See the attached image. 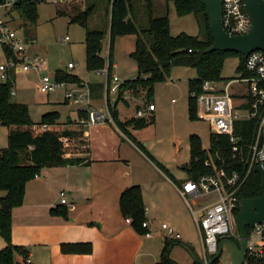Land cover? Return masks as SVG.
I'll list each match as a JSON object with an SVG mask.
<instances>
[{
  "label": "trees",
  "instance_id": "obj_1",
  "mask_svg": "<svg viewBox=\"0 0 264 264\" xmlns=\"http://www.w3.org/2000/svg\"><path fill=\"white\" fill-rule=\"evenodd\" d=\"M47 0H15L9 13L4 14L5 18L12 16L14 12L22 21V26L35 27L38 21L37 7ZM172 3L177 16L184 17L190 14L200 19L201 25L206 33L205 39L198 36H188L180 33L174 37L169 34L168 4ZM154 0H83V7L72 6L70 12L59 8L57 14H64L70 17L71 24H77L85 32V65L89 72L107 69V84H110V72L113 67L114 41L117 37L125 35L135 36V49L129 57L135 61L136 76L134 79L126 80L118 88L117 102L111 105L107 99V109L112 117L115 127L128 138L138 150L146 155L156 167L167 175L178 187L180 182L174 180L167 170L153 159L146 149L138 143L131 134V130H141L148 124L154 123L153 117L140 119L131 118L122 122L118 118L116 105L123 97V93L130 92L133 95L145 94L149 102L153 97L154 86L164 82L175 67L193 69L195 77L187 82V105L189 121L197 120L196 100L192 94L200 93L201 86L205 81H223L221 71L225 58L234 56L239 59V65L244 61L242 55L229 52H210L206 50L213 44L208 27V15L201 0H164L166 13L162 16H154ZM144 13L147 16L146 26H138V17ZM99 16L100 26L96 29L89 28V21L93 16ZM102 25V26H101ZM14 30V29H13ZM109 32V51L107 60H104L100 53L102 41ZM29 38L26 39V41ZM4 57L9 59L15 57L14 52L2 47ZM13 71L9 79L0 81V125L7 127V145L0 150V237L5 246L0 249V264H18L15 256L19 255L24 264H27L28 251L23 246H16L11 243L12 211L20 207L25 198L27 184L38 176L41 170L46 167L77 166L84 162L82 157H67L66 150L60 142L62 137L70 139H84L85 129L78 131L64 129L62 132L56 130H45L41 133H34L33 126L45 124L56 125L60 119L57 112H48L41 117L38 124L34 123L28 113L27 106L12 100ZM58 81L68 83H79L78 77L66 74L63 71L55 72ZM93 100L103 99L104 85L94 83L89 85ZM86 116V113L78 111L77 116ZM77 119V118H76ZM67 120L68 124H76L77 120ZM251 128L247 122L236 123L234 133L239 137L240 144L248 143ZM209 147L206 151L197 135L188 138L189 161L182 166L187 175V180H197L203 176L214 174V170L223 169L226 174L232 172L243 174L245 163L239 157H231V143L227 136L209 134ZM87 145V144H86ZM246 151H244L245 154ZM19 154H23L24 162H20ZM212 158L210 167L205 162ZM237 197L258 198L261 195L260 175L251 171L243 185L238 189ZM118 209L123 219H128L133 230L144 235L147 228L142 227L146 222V209L143 204V196L139 186L132 185L123 190L119 196ZM67 208L52 209L53 215L67 218ZM238 210L235 212L237 214ZM182 243L178 239L163 238V247L160 253V261L156 264H177L170 257L172 249ZM90 243H65L61 245L62 254H90ZM218 260L212 264H217ZM249 264H264V259H249ZM193 264H198L194 262Z\"/></svg>",
  "mask_w": 264,
  "mask_h": 264
},
{
  "label": "crops",
  "instance_id": "obj_2",
  "mask_svg": "<svg viewBox=\"0 0 264 264\" xmlns=\"http://www.w3.org/2000/svg\"><path fill=\"white\" fill-rule=\"evenodd\" d=\"M8 21L10 25L11 21ZM31 40L33 43L27 47L29 54L40 56L37 52L38 48L35 47L36 38ZM115 65L113 63V67ZM175 68L183 69L184 67ZM193 72V76L191 73L186 77V86L187 82L195 77V71ZM16 73H19L18 69L13 72V74ZM95 73L100 74V72ZM47 74L55 75V73ZM123 94L117 105L122 102L126 109L129 108V103L125 102L126 99L138 102V98L142 96V94L133 95L130 92ZM102 95L103 99L93 101V108L107 112V99L111 105L116 104L118 95L110 94L107 99L104 91ZM111 96L115 97L113 102L110 99ZM161 98L156 96L149 102L143 98L135 106V112L127 117L122 115L116 105L118 118L125 122L134 118L137 110H144L145 117H153L155 121L168 111L162 103L155 104V101L159 102ZM184 101L186 108L187 99L184 98ZM176 103L177 101L171 99L172 112L177 110L178 106L174 108ZM63 104L70 105L64 97ZM148 104L154 106V111L146 109ZM73 112L74 117L67 116L66 120L77 118L76 109ZM135 131L131 130V134L141 144L142 138L137 136ZM84 139L87 144L84 147L86 150L76 156L82 157L84 162L77 166L43 169L27 184L23 204L12 211L11 243L23 246L28 251L27 264H156L160 261L165 237V232L161 229L162 223L172 227L179 236L178 240L182 241L170 253L173 261L177 264L198 263L197 259L202 261L201 253H195L188 239V229L183 222L184 216L187 217L190 225L194 223L200 238L195 211L201 207L195 203L198 209L193 210L178 191L186 181L182 183L179 181L180 186L177 187L128 138L123 136L113 122L89 126L85 129ZM173 140L176 141L177 138L174 136ZM150 156L155 159L152 155ZM133 162H137L139 168H133ZM167 172L169 173L168 170ZM155 173L160 175V182ZM171 176L178 182L173 175ZM132 185L139 186L142 192L148 225L146 232L150 233L148 237H145V234L136 233L131 225L125 222L118 209L121 192ZM148 187L151 189L147 190ZM60 192L66 194L67 202L72 208L60 205ZM3 195L4 192H0V197ZM174 201L179 205L174 206ZM58 207L69 210L67 218L63 219L51 213L52 209ZM159 217L163 219L160 227L157 224ZM81 242L91 244L90 254L61 253L62 244ZM4 246L5 242L0 237V249ZM180 246L187 249L188 256L182 255L181 250H179L181 253L178 251ZM179 253L182 255L181 261L174 258V254ZM15 262L24 264L19 255L15 256Z\"/></svg>",
  "mask_w": 264,
  "mask_h": 264
},
{
  "label": "built area",
  "instance_id": "obj_3",
  "mask_svg": "<svg viewBox=\"0 0 264 264\" xmlns=\"http://www.w3.org/2000/svg\"><path fill=\"white\" fill-rule=\"evenodd\" d=\"M264 1V0H263ZM15 0H0V47H6L14 52L15 57L5 58V63L0 65V81L9 79L11 71L16 69L22 73L35 71L39 83L37 90L40 94H47L56 90H62L64 100L76 107V112L86 113V116H77L76 126L88 128L94 124L112 122L111 114L93 108V98L89 85L81 83L73 85L65 81L56 80L55 76L45 73L46 58L38 55H31L28 46L33 41L18 38L15 30L9 25L7 14L12 9ZM222 10V26L229 35H239L247 33L250 29L248 16L243 7L242 0H220ZM66 36L64 41H68ZM244 61L239 65V78L224 80L219 87L214 81H205L201 86L200 93L192 94L196 100L197 119L206 122L210 126V133L214 135L227 136L232 147L233 158L239 157L245 163L243 174L232 172L228 175L223 169H215L214 174L203 176L197 180H188L178 189L186 204H195L197 199L211 197L209 203L195 211V221L200 231L202 242L201 256L202 263L207 264L217 253L218 245L223 240H232L239 245V238L236 223L234 222L235 212L239 210L237 197L238 189L243 185L246 178L256 166L264 163V50H256L244 57ZM68 69L73 65L69 63ZM105 78L107 71L103 70ZM110 84L107 78L104 85V95L106 99L110 94L118 95V88L122 83L119 79L111 77ZM233 83H245L247 91L239 94H232L229 88ZM14 95L12 90L11 96ZM148 111H154V106L148 104ZM145 117L144 110H137L135 119ZM247 122L251 128L249 142L240 144L239 137L235 135L236 123ZM34 133H41L45 130H54L51 125L45 124L32 127ZM74 139L62 137L61 144L66 150L65 156L73 157L69 151L71 142ZM208 150V149H207ZM206 150V151H207ZM244 151L245 154H244ZM205 165H212V158L205 162ZM60 205L68 208L72 206L67 202L66 194L59 193ZM213 198V199H212ZM200 214V219H196V214ZM130 220L125 219L126 223ZM143 228H147L146 222L142 223ZM161 229L165 232V237L178 239L174 229L168 224L162 223ZM150 233L146 232L145 237ZM245 259L242 264H249V259H264V221L247 227ZM225 246V245H224ZM223 246V247H224ZM223 249V248H222ZM222 253V251H221ZM220 253V255H221ZM219 255V256H220ZM221 257V256H220ZM218 259L217 264L223 263Z\"/></svg>",
  "mask_w": 264,
  "mask_h": 264
},
{
  "label": "rangeland",
  "instance_id": "obj_4",
  "mask_svg": "<svg viewBox=\"0 0 264 264\" xmlns=\"http://www.w3.org/2000/svg\"><path fill=\"white\" fill-rule=\"evenodd\" d=\"M75 5L82 8L83 0H47L42 2V4H39L37 7L38 21L35 27L29 25L23 27L22 21L18 19V16L14 12H12V16L7 17V20L11 21L10 26L15 30L18 38L24 37L25 40L27 38H29L28 40L36 38L37 42L35 47L38 48L37 52L40 56H45L47 61L46 73L63 71L66 74L78 77L87 85H93L94 83L104 85L106 78L104 73H102L103 70L96 71L100 72V74L95 73V71L89 72L86 70L85 46L83 44L85 37L84 30L77 24H71L68 15L57 14L59 8L70 12L72 6ZM153 12L155 17L162 16L166 13L164 0H154ZM167 12L169 17L170 36L174 37L180 33H185L188 36H198L200 40L206 38V33L201 25L200 19H197L194 15L190 14L184 17L177 16L172 3L168 4ZM146 23L147 16L141 12L138 17V26H146ZM99 26V16L97 14L89 21V28L96 29ZM66 36L69 38L68 41H64ZM134 44V35L117 37L113 44L112 62L116 65L112 68L110 77L118 78L119 83L133 79L136 74L135 61L129 57V54L135 49ZM102 46L100 56L104 60H107L109 35H106L103 39ZM225 59L221 71L222 79L229 81L239 78L240 74L237 72L239 71V59L234 56H229ZM5 61L2 48L0 47V65L5 63ZM69 63L73 65V69H67ZM180 69H171L168 78L164 82H159L154 86L152 98L156 96L162 97L159 102L155 101V104L158 105L162 103L168 111L158 119L156 118L153 124H148L144 129L136 130L135 132H137V136L142 138L141 144L146 151L157 159L160 164L165 166L169 173L182 183L187 180V175L182 169V166L189 161L188 137L197 135L202 142L203 149L207 150L209 147L208 138L210 126L206 122L198 119L189 121L184 101V98L187 99L188 97L186 77H188V74L191 75V73L193 76L194 72L192 69ZM104 70L107 71V69ZM11 77L12 81H14L13 91L15 93L12 95V100L27 106L28 113L34 123L38 124L45 113L56 111L60 113L61 117L56 125H51L52 129L57 132H62L64 129L71 131L79 130V126L68 124L67 120L72 121V118H68L67 120L65 118L67 116L74 117L75 114L73 111L76 107L63 104L64 96L62 90H56L44 95L40 94L37 90V85L39 83L38 76L33 70L28 73L19 72L13 74ZM224 80L215 83L216 86L219 87L220 83L224 82ZM72 84L79 85V83ZM246 91L247 86L245 83H233L229 88V92L232 94L244 93ZM141 94L142 96L140 99L138 98V102L142 101L143 98L145 99V95L143 93ZM110 99L113 102L115 97L111 96ZM171 99L177 101L174 108L178 106L176 108L177 110L173 112L171 110V107L173 108ZM125 102L129 103V108L126 109V106L122 102H119L117 107L122 115L127 117L135 112V106L138 105V102L130 99H126ZM7 132L8 128L0 125V150L5 149L7 145ZM174 136L177 138L176 141L173 140ZM85 146V139H74L71 142L69 151L73 154V157H76L86 150L84 148ZM19 160L20 162H24L23 154H19ZM132 167L139 168V165L137 162H133ZM155 175L158 182H160V175L156 173ZM148 189L150 190L151 188L148 187L147 190ZM210 198L211 197L199 198L196 200V204L205 207L209 203L208 200ZM196 204L193 205L190 203L189 207L196 210L198 209ZM178 205L179 203L177 204V202L174 201V206ZM196 219H200L199 213L196 214ZM162 220L159 217L157 221L159 227ZM183 222L185 226H187L188 239L191 241L195 253H201L202 242L196 230V225H194V223L190 225L187 217L184 216ZM179 248L178 251L181 250L182 253L179 252L182 255L188 256L189 253L187 249L181 246ZM180 253L174 254L176 260H182V255ZM220 256L221 262L229 263V249L226 246L223 247Z\"/></svg>",
  "mask_w": 264,
  "mask_h": 264
},
{
  "label": "water",
  "instance_id": "obj_5",
  "mask_svg": "<svg viewBox=\"0 0 264 264\" xmlns=\"http://www.w3.org/2000/svg\"><path fill=\"white\" fill-rule=\"evenodd\" d=\"M207 10L208 27L212 45L206 50L210 52H229L247 56L256 50H264V1L242 0L249 20L250 29L247 33L229 35L222 26V10L220 0H201ZM260 175L261 195L258 198H244L239 201V210L234 222L241 239L239 245L232 240H223L218 245L217 253L207 264L219 259L225 245L229 249L230 263L242 264L245 259L247 227L261 224L264 221V163L253 170ZM199 264H203L197 259Z\"/></svg>",
  "mask_w": 264,
  "mask_h": 264
}]
</instances>
